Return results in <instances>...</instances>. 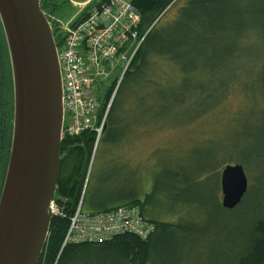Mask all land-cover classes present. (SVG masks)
<instances>
[{"label":"rangeland","instance_id":"374dc122","mask_svg":"<svg viewBox=\"0 0 264 264\" xmlns=\"http://www.w3.org/2000/svg\"><path fill=\"white\" fill-rule=\"evenodd\" d=\"M72 1L74 5L61 0L59 17L51 18L59 32L79 18L85 10L82 4L88 3ZM186 2L176 0L156 31L162 32ZM246 35L236 38L231 34L225 45H215L207 55L210 60L206 69L199 73L176 78L170 74L176 72L169 63H152V70L160 71L168 80L169 86L164 88H180L186 95L200 87L215 96L228 89L214 110L197 118L195 107H185L181 117L172 119L169 105L157 103L154 87H139L138 104L133 103V98L127 101V96L118 95L120 122L96 137L86 170L82 209L90 213L95 211L91 203L117 206L130 195L142 200L154 191L148 209L157 221L173 225L151 242L156 264H235L238 250L245 247L250 219H264V42ZM211 102L206 100V106ZM218 151L220 154L211 159L210 152ZM204 156L208 157L206 163ZM222 161L241 162L245 173L246 198L238 211H225L219 205V180L224 166L216 169V180L204 177L192 185L180 186L182 192L177 195L169 189L161 194L172 186L171 175L162 171L176 169L196 177ZM64 264L128 263L113 252L83 250Z\"/></svg>","mask_w":264,"mask_h":264},{"label":"trees","instance_id":"16d2710c","mask_svg":"<svg viewBox=\"0 0 264 264\" xmlns=\"http://www.w3.org/2000/svg\"><path fill=\"white\" fill-rule=\"evenodd\" d=\"M61 0H39L40 9L50 22L52 35L55 46L59 49L63 42L61 32L58 26L51 22L52 17H59ZM66 2V0H62ZM176 0H134L133 6L140 16L139 38L145 35L138 50L134 54L131 63L123 74L122 80L112 99L110 108L107 110L103 123V131L109 126H117L118 110L120 109V101L118 95L127 96V101L134 99L133 103H139V95L137 93L139 87L156 90V101L166 102L170 109L172 119L181 117L183 108L197 110V118L215 109L216 106L226 96V89L220 94L213 95L209 90L193 88L191 92L183 94V90L169 86L168 80L163 74L157 70H152V63L155 60L164 61L172 66L176 73V78L181 74L199 73L206 69L210 58H207L215 45L223 46L228 41L225 40L233 34L238 36H249L260 38L264 42V0H188L186 4L177 12L174 19L165 26L162 32H157L156 28L164 15L173 7ZM96 6L93 2L88 5L77 18L72 26L80 23L87 15L88 11ZM1 24V23H0ZM204 61V63H203ZM0 71L6 76V90L0 92V116L7 117V129L3 134V146L5 152L2 151L0 161V198L5 182L6 172L9 164V148L12 142L13 133V83L11 68L7 46L0 25ZM162 81L160 82L159 77ZM156 79V80H155ZM176 82V81H175ZM108 86L99 87L97 91V101L99 108L96 112L97 120L95 128L101 125L106 107L109 103L111 95L117 84V77L108 81ZM162 87V88H161ZM168 91L167 93H163ZM212 97L214 98L211 102ZM209 101L207 107L205 101ZM213 101H215L213 103ZM204 102V105L202 104ZM203 106L205 108H203ZM193 107V108H192ZM2 115V116H3ZM195 116V117H196ZM3 117V118H4ZM194 117V118H195ZM118 121V122H117ZM175 122V121H174ZM191 123V122H188ZM6 137V138H5ZM94 131L85 132L75 138L63 137L60 144L59 169L56 181L54 199L63 216H50L48 236L45 247L38 259L37 264H64L72 259L74 255L83 250H96L99 252H113L118 254L128 264H156L152 260L151 242L159 233H165L172 224L163 223L153 217V213L149 206L152 203L153 192L146 194L142 200L130 195L125 199H121L122 203L117 206H107L105 204L91 203V208L95 211L92 213H104L111 211L117 207L136 206L140 209L142 216L155 226L154 233L145 241L136 236L124 234L117 236L110 242L92 245H63L64 238L69 225V217L76 208L86 176V170L96 140ZM213 141V140H208ZM206 141V142H208ZM204 142V143H206ZM202 143V144H204ZM210 158L219 155L220 151L210 152ZM222 153V150H221ZM207 162L208 157L204 156ZM231 162V161H230ZM245 163V161H244ZM241 165V162L230 164L226 161L220 162L213 169H209L196 177H189L182 171L164 170L169 176L171 187H166L161 194L164 195L169 190L173 194L182 192V188L186 185H192L196 181L202 180L209 176L213 179L218 178L216 169L227 165ZM242 166V165H241ZM216 177V178H215ZM204 179V180H205ZM218 183V181H217ZM169 189V190H168ZM153 190V189H152ZM246 196L243 197L241 203L231 211H238L245 202ZM220 205V204H219ZM221 208V205H220ZM223 209V208H222ZM225 210V209H224ZM228 211V210H225ZM155 218V219H154ZM235 264H264V219L262 217H253L250 219V225L246 234V244L244 249H239L235 258Z\"/></svg>","mask_w":264,"mask_h":264},{"label":"water","instance_id":"95a60500","mask_svg":"<svg viewBox=\"0 0 264 264\" xmlns=\"http://www.w3.org/2000/svg\"><path fill=\"white\" fill-rule=\"evenodd\" d=\"M13 83V133L0 198V264H37L49 229L60 161L62 82L52 30L39 0H0ZM97 139V138H96ZM220 205L247 191L241 165L220 173Z\"/></svg>","mask_w":264,"mask_h":264},{"label":"built area","instance_id":"2783aa9c","mask_svg":"<svg viewBox=\"0 0 264 264\" xmlns=\"http://www.w3.org/2000/svg\"><path fill=\"white\" fill-rule=\"evenodd\" d=\"M134 0H102L75 26L62 27L63 42L56 48L62 82L63 124L61 138H75L85 132H101L95 128L100 86L114 79L121 81L131 60L142 43L139 38L140 16ZM118 82V83H119ZM82 196L71 216L63 245H98L117 236L129 234L145 241L155 231L136 206L117 207L104 213H89L82 209ZM50 216H63L53 201Z\"/></svg>","mask_w":264,"mask_h":264},{"label":"flooded vegetation","instance_id":"af4514ba","mask_svg":"<svg viewBox=\"0 0 264 264\" xmlns=\"http://www.w3.org/2000/svg\"><path fill=\"white\" fill-rule=\"evenodd\" d=\"M5 82H6L5 73H1V71H0V92H4L6 90V83ZM2 115H3V113H2ZM2 115L0 116V161H1V157H2V151L5 152V150H7L3 146V140H4L3 134L6 132V129H7V127H6V125H7V117H6V120H5L4 115L3 116ZM10 150H11V143H10L9 153H10Z\"/></svg>","mask_w":264,"mask_h":264},{"label":"bare ground","instance_id":"6f19581e","mask_svg":"<svg viewBox=\"0 0 264 264\" xmlns=\"http://www.w3.org/2000/svg\"><path fill=\"white\" fill-rule=\"evenodd\" d=\"M116 90H117V89L114 90L113 97H114V95H115ZM113 97H112V99H113Z\"/></svg>","mask_w":264,"mask_h":264},{"label":"crops","instance_id":"0c3cea01","mask_svg":"<svg viewBox=\"0 0 264 264\" xmlns=\"http://www.w3.org/2000/svg\"><path fill=\"white\" fill-rule=\"evenodd\" d=\"M89 1H91V0H87V1H84V2L86 3V2H89Z\"/></svg>","mask_w":264,"mask_h":264}]
</instances>
